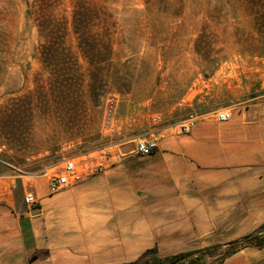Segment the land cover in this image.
<instances>
[{
    "label": "rangeland",
    "instance_id": "obj_1",
    "mask_svg": "<svg viewBox=\"0 0 264 264\" xmlns=\"http://www.w3.org/2000/svg\"><path fill=\"white\" fill-rule=\"evenodd\" d=\"M72 2L54 11L64 56L46 65L36 0H0V210H24L72 161L69 187L104 183L122 248L221 253L259 230L224 264H264V0L97 1L106 34L85 55ZM149 140L159 149L137 153Z\"/></svg>",
    "mask_w": 264,
    "mask_h": 264
},
{
    "label": "crops",
    "instance_id": "obj_2",
    "mask_svg": "<svg viewBox=\"0 0 264 264\" xmlns=\"http://www.w3.org/2000/svg\"><path fill=\"white\" fill-rule=\"evenodd\" d=\"M96 176L82 175V183L54 194L40 183L35 206L0 210V264H123L137 259L145 250L137 253L135 239L122 248L117 214L105 216L104 183L84 182ZM111 220L112 234H105L104 225ZM89 227L95 234H81Z\"/></svg>",
    "mask_w": 264,
    "mask_h": 264
},
{
    "label": "trees",
    "instance_id": "obj_3",
    "mask_svg": "<svg viewBox=\"0 0 264 264\" xmlns=\"http://www.w3.org/2000/svg\"><path fill=\"white\" fill-rule=\"evenodd\" d=\"M97 1L101 0H73L71 10V26L73 34L78 43V48L85 55L87 50L100 51L101 44L98 38L105 35L106 13L98 6ZM61 0H36V24L44 43L40 47L41 62L46 65H53L59 60L58 41L64 40L67 31V23L61 22L55 15L56 7ZM110 47V41L108 44ZM256 233L246 236L243 242L258 238ZM258 240H260L258 238ZM256 245L264 248V242L258 241ZM236 245L228 246V249L218 253L221 245L211 246L203 249H195L175 254L163 255L158 247L146 249L137 259L123 264H224L237 251H231Z\"/></svg>",
    "mask_w": 264,
    "mask_h": 264
},
{
    "label": "built area",
    "instance_id": "obj_4",
    "mask_svg": "<svg viewBox=\"0 0 264 264\" xmlns=\"http://www.w3.org/2000/svg\"><path fill=\"white\" fill-rule=\"evenodd\" d=\"M231 119V114L228 112H223L218 114L217 120L221 123L229 122ZM195 123V118H192L187 123L183 124L185 133L191 132V127ZM159 149L157 140L143 141L137 146V153L142 156H149L154 154ZM75 172V164L72 161H68L64 167V174L53 175L51 177V185L49 187L50 193L54 194L63 189H66L70 185L71 176ZM24 201L28 206L35 205L37 203L34 194L27 193L24 196Z\"/></svg>",
    "mask_w": 264,
    "mask_h": 264
},
{
    "label": "water",
    "instance_id": "obj_5",
    "mask_svg": "<svg viewBox=\"0 0 264 264\" xmlns=\"http://www.w3.org/2000/svg\"><path fill=\"white\" fill-rule=\"evenodd\" d=\"M242 241H243V240L232 241V242L226 244V246L237 245V244L241 243Z\"/></svg>",
    "mask_w": 264,
    "mask_h": 264
}]
</instances>
